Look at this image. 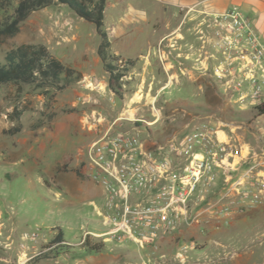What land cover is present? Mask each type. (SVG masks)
Instances as JSON below:
<instances>
[{"label":"rangeland","instance_id":"1","mask_svg":"<svg viewBox=\"0 0 264 264\" xmlns=\"http://www.w3.org/2000/svg\"><path fill=\"white\" fill-rule=\"evenodd\" d=\"M0 1L2 19L19 2ZM250 2L248 11L233 6L264 40V0ZM192 7L180 5L173 17L175 7L160 0H108L111 49L135 60L122 98L108 87L95 24L65 4L34 11L17 35L2 40L1 58L20 44L44 43L83 78L48 93L34 84H0V264H264V101L240 98L212 78L213 62L197 61L210 32L204 8ZM81 92L92 100L79 101ZM136 94L141 98L133 100ZM16 107L25 108L19 121L11 117ZM18 122L22 130L10 133ZM111 127L179 143L198 130L212 138L205 151L225 148L183 219L152 244L98 235L109 228V210L86 151ZM65 157L72 158L67 169ZM59 229L65 241L51 243ZM88 235L104 248L87 250Z\"/></svg>","mask_w":264,"mask_h":264},{"label":"built area","instance_id":"2","mask_svg":"<svg viewBox=\"0 0 264 264\" xmlns=\"http://www.w3.org/2000/svg\"><path fill=\"white\" fill-rule=\"evenodd\" d=\"M199 11L210 37L204 39L209 48L204 44L198 49L197 61L213 62L212 78L240 98L264 101V40L253 22L237 6L223 12ZM91 88L106 89L99 83ZM92 98L91 93L78 95L82 102ZM112 129L86 151L90 173L102 186L109 210L105 221L109 228L98 235L152 244L183 219L190 196L225 148L219 144L205 151L212 138L198 130L179 143L176 137L148 141L129 130Z\"/></svg>","mask_w":264,"mask_h":264},{"label":"trees","instance_id":"3","mask_svg":"<svg viewBox=\"0 0 264 264\" xmlns=\"http://www.w3.org/2000/svg\"><path fill=\"white\" fill-rule=\"evenodd\" d=\"M55 3L69 6L80 17L95 24L101 38L98 54L105 70L109 73L108 87L119 97H124L125 77L135 60L124 58L111 49L112 41L105 28L107 0H19L12 14L4 19L0 18V44L3 39L17 35L21 24L34 11ZM5 6L6 2L0 1V8ZM82 78V71L65 64L44 43H23L10 48L3 58L0 54V84H34L48 93L51 89L65 90ZM24 112L25 108L16 107L11 117L19 121ZM21 130L22 124L18 122L9 132L17 133ZM71 162V157H65L63 168H69ZM64 241V232L59 229L51 243ZM83 244L87 250L96 252L101 251L105 246V242L94 241L90 235Z\"/></svg>","mask_w":264,"mask_h":264},{"label":"crops","instance_id":"4","mask_svg":"<svg viewBox=\"0 0 264 264\" xmlns=\"http://www.w3.org/2000/svg\"><path fill=\"white\" fill-rule=\"evenodd\" d=\"M162 3L167 5H173L175 9L172 11L173 17L178 15V7L180 5H193L199 6L206 10L216 11V12H223L231 8L234 4H239L242 6L244 10H250L251 8V0H160ZM108 4V0H107ZM172 18V17H171ZM172 24L171 21H168L167 28L170 27ZM121 33V31H119ZM116 54H122L120 51L115 52Z\"/></svg>","mask_w":264,"mask_h":264},{"label":"bare ground","instance_id":"5","mask_svg":"<svg viewBox=\"0 0 264 264\" xmlns=\"http://www.w3.org/2000/svg\"><path fill=\"white\" fill-rule=\"evenodd\" d=\"M140 98H141V95L140 94H136V96L134 97L133 100L140 99ZM127 114L131 115V112L128 111ZM219 135H220L221 139H225L226 138V136H225V134L223 132H219Z\"/></svg>","mask_w":264,"mask_h":264}]
</instances>
